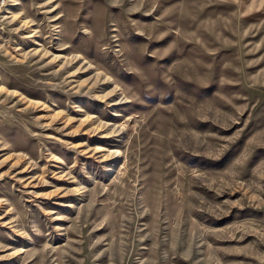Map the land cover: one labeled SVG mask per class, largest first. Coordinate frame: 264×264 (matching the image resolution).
I'll return each instance as SVG.
<instances>
[{
  "label": "rangeland",
  "instance_id": "obj_1",
  "mask_svg": "<svg viewBox=\"0 0 264 264\" xmlns=\"http://www.w3.org/2000/svg\"><path fill=\"white\" fill-rule=\"evenodd\" d=\"M54 1L0 10V264H264V0Z\"/></svg>",
  "mask_w": 264,
  "mask_h": 264
},
{
  "label": "bare ground",
  "instance_id": "obj_2",
  "mask_svg": "<svg viewBox=\"0 0 264 264\" xmlns=\"http://www.w3.org/2000/svg\"><path fill=\"white\" fill-rule=\"evenodd\" d=\"M54 0H49V3L50 2H53ZM55 2V1H54ZM48 3V2H47ZM48 6V5H47ZM54 6V5H53ZM34 36H35V34H33V35H30V38H34ZM42 50V49H41ZM37 53H40V54H43L44 56H47V55H50V53L48 52V51H44V50H42V51H40V50H38L37 51ZM42 55V56H43ZM51 57H52V55H50ZM48 58V57H47ZM53 60H55V61H57V62H60V63H62V64H64V65H67V66H70V67H72V68H76L75 69V71H73V73H72V75H70V77H74V76H77V74H79V72H83V73H88L90 70V67L88 68V67H86L85 65H83L81 62V58L80 57H78V56H75V57H73V58H71V59H69V60H63L62 59V57H60V56H54L53 55ZM99 78V77H98ZM98 81V80H97ZM96 81V82H97ZM95 82V83H96ZM105 128V126L104 125H101L100 127H99V130H103Z\"/></svg>",
  "mask_w": 264,
  "mask_h": 264
},
{
  "label": "built area",
  "instance_id": "obj_3",
  "mask_svg": "<svg viewBox=\"0 0 264 264\" xmlns=\"http://www.w3.org/2000/svg\"><path fill=\"white\" fill-rule=\"evenodd\" d=\"M6 1L8 0H0V10L6 5Z\"/></svg>",
  "mask_w": 264,
  "mask_h": 264
}]
</instances>
